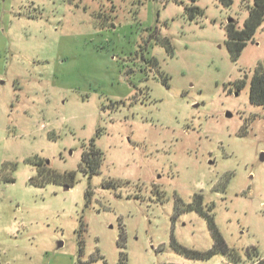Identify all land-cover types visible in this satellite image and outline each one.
Here are the masks:
<instances>
[{
  "label": "rangeland",
  "instance_id": "1",
  "mask_svg": "<svg viewBox=\"0 0 264 264\" xmlns=\"http://www.w3.org/2000/svg\"><path fill=\"white\" fill-rule=\"evenodd\" d=\"M253 5L0 0L1 264L264 261V26L236 60L227 34Z\"/></svg>",
  "mask_w": 264,
  "mask_h": 264
},
{
  "label": "trees",
  "instance_id": "2",
  "mask_svg": "<svg viewBox=\"0 0 264 264\" xmlns=\"http://www.w3.org/2000/svg\"><path fill=\"white\" fill-rule=\"evenodd\" d=\"M195 3L197 0H191ZM223 2L226 6L230 7L232 5V0H219ZM186 12L189 15L191 20H195V14H202V10L199 8H187ZM264 26V0H254L253 7L249 8V17L245 23L244 29L238 30L236 27V23L232 21V23L228 24L227 34H228V45L231 51L233 59H237L247 44L252 41L257 33V31ZM165 43L168 45V51L172 53V49L169 41L166 39ZM251 104L258 107H264V66L260 65L257 67L252 83H251ZM103 152L98 150L94 141L91 142V148L86 152L85 159H83L80 168L81 171L84 172L86 177L92 179L94 175L98 174L101 166L104 162ZM11 182H14L12 180ZM45 186L47 183H51V181H43ZM53 182V181H52ZM57 183L56 181H54ZM35 185V184H34ZM37 185V184H36ZM41 186V185H38ZM195 208L199 211V213L205 215L207 217L209 228L213 236L214 240V248L213 251L207 254L206 256H210L214 253H223L229 257H231L229 248L226 246L221 234L219 233L213 218H210L206 213H204L202 208V200L201 197L197 198L193 204L190 205V208ZM194 256L199 258H203L206 256H202L197 253H191ZM1 264V262H0ZM124 264V263H123ZM255 264V263H253ZM264 264V261L258 263Z\"/></svg>",
  "mask_w": 264,
  "mask_h": 264
},
{
  "label": "water",
  "instance_id": "3",
  "mask_svg": "<svg viewBox=\"0 0 264 264\" xmlns=\"http://www.w3.org/2000/svg\"><path fill=\"white\" fill-rule=\"evenodd\" d=\"M230 22H232V20H230ZM228 117H231V114H228ZM262 160H264V155H262ZM49 163V162H48ZM68 188L66 187V190H67ZM63 246V244L61 243L60 244V247H62Z\"/></svg>",
  "mask_w": 264,
  "mask_h": 264
}]
</instances>
